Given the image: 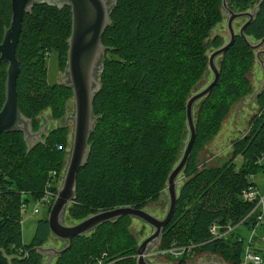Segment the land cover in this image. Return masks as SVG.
Returning a JSON list of instances; mask_svg holds the SVG:
<instances>
[{
    "label": "trees",
    "instance_id": "1",
    "mask_svg": "<svg viewBox=\"0 0 264 264\" xmlns=\"http://www.w3.org/2000/svg\"><path fill=\"white\" fill-rule=\"evenodd\" d=\"M259 1L229 0V6L246 12ZM12 15L11 0H0V41ZM224 18L223 0H117L103 36L107 51L102 87L94 103L98 122L91 135L88 162L78 174L71 216L83 219L121 206L145 208L160 196L179 161L184 128L177 121L181 116L187 119V102L209 67L210 46L223 45L220 35L209 39ZM72 22L68 5L36 4L24 16L16 50L21 67L18 102L24 115L33 120L35 131L41 128L37 116L42 110L50 107L59 119L73 96L70 87L49 83L46 66L47 54L55 50L66 68ZM245 32L252 42L264 38V0ZM256 59V52L238 35L223 55L218 84L200 100L197 137L184 169L187 180L160 245L161 250L191 245L179 264H187V258L198 251L219 253L243 264L245 241L236 240L234 232L226 239H213L210 229L213 224L223 230L230 224L249 228L257 224L258 216L246 218L255 204L245 201L243 192L250 175L264 169V89L256 95L261 110L252 117L248 135L237 139L233 159L199 169L195 158L199 146L219 131L231 105L252 91L248 75ZM7 67L6 62L0 67V110L6 99ZM68 145L66 126L52 130L31 151L22 132L0 135V264H46L34 247L51 237L48 217L38 220L27 244L22 205L43 196L51 171L59 172L65 162ZM9 152L19 154L11 176H3ZM239 156L243 163L238 167L234 159ZM132 220L124 215L75 237L71 248L52 264H99L103 260L137 264ZM254 251L264 264V251Z\"/></svg>",
    "mask_w": 264,
    "mask_h": 264
},
{
    "label": "water",
    "instance_id": "2",
    "mask_svg": "<svg viewBox=\"0 0 264 264\" xmlns=\"http://www.w3.org/2000/svg\"><path fill=\"white\" fill-rule=\"evenodd\" d=\"M262 1L260 0L252 11L236 12L229 6V0H223V11L228 19L230 37L221 47L210 53L209 67L202 79H207L210 71L213 73V79L203 88H199V84L196 85L187 102L186 115L189 130L184 131L182 140H186L188 136L189 138L182 156L168 178L167 190L170 204L166 215L160 218L147 208L121 206L99 211L76 224H67L65 216L71 202L76 198L78 174L86 166L91 154L90 139L98 122V117L94 112V103L102 87L100 76L104 70V58L107 51V47L103 43V36L111 23V14L117 0H11L13 11L11 24L9 27H5L3 41L0 43V65L3 62L8 63L6 99L0 110V135L2 133L22 132L28 151H31L38 143L44 142L46 126L43 125L35 131L33 120L24 115L18 102L17 80L21 67L16 50L22 32L24 16L32 11L36 4L44 3L60 8L68 5L73 14L68 63L65 68L66 76L61 82L72 89L74 96L75 114L73 115L72 148L62 185L48 217L51 234L66 244L61 248L54 245L34 247L45 258L46 264H52L56 258L70 249L75 237L90 234L103 223L115 221L124 215L143 220L152 227V232L139 245L137 264H163L150 261L147 255L161 242L164 230L177 210L181 190L178 185L179 176L190 160L197 137L194 106L208 96L218 84L223 55L235 43L238 35L242 36L256 52L257 60L264 69V38L258 42H252L245 32L247 26L254 20ZM238 18L246 19L239 31L235 28V21ZM263 89L264 81L260 91ZM200 264L221 263L207 261Z\"/></svg>",
    "mask_w": 264,
    "mask_h": 264
},
{
    "label": "rangeland",
    "instance_id": "3",
    "mask_svg": "<svg viewBox=\"0 0 264 264\" xmlns=\"http://www.w3.org/2000/svg\"><path fill=\"white\" fill-rule=\"evenodd\" d=\"M257 5V4H256ZM255 7V6H254ZM252 7L248 11H252L254 9ZM227 16H225L224 20L219 23L213 30H212V36L209 40H212L216 35H220L222 37V44L228 41L230 37L228 25H227ZM245 18H238L235 21V28L239 31L242 24L245 22ZM208 40V41H209ZM253 42H258L257 40H253ZM264 48V47H263ZM216 47L210 46L209 53L214 51ZM63 57L58 55V52L55 50L50 54L48 53L46 56V66L48 68V81L50 84H61L63 79L65 78V67L63 65ZM7 63V62H6ZM68 63V59L66 60V66ZM2 65V64H1ZM249 78L252 83V91L245 96H243L241 99H239L236 103L232 104L229 108L230 110L226 113L222 125L219 128V131L208 141H206L204 144H201L199 148L196 151V160L195 164L199 167V169H202L205 166H221L225 162L230 161L234 157V147H236V141L241 140L245 136L248 135L250 131V121L252 117L260 112L261 108L257 101L256 95L260 91L263 85L264 81V69L261 65V63L256 59V62L252 68V70L249 73ZM213 79V73L210 71V74L207 79H201L198 83L200 86L199 88L205 87L211 80ZM7 81V77H6ZM202 101H199L194 106V112H195V122L196 126L198 123V116L200 112V108L202 106ZM75 114V105H74V96H72L66 103V111L65 114L59 118L56 119L53 117L52 109L50 107H47L46 109L42 110L38 114L39 119V126L45 125V134H44V140H46V137L49 135V133L57 129L59 127L66 126L68 127V141L69 145L67 148V156L65 159L64 164H62L60 173L65 172L69 157H70V151L72 148V138H73V131H74V118L73 115ZM177 121L178 126H182L183 131L189 130L188 127V121L185 119V117L181 116ZM184 133V132H183ZM189 136L186 138V140H182V144L179 150L178 154V160L182 156L186 144L188 142ZM7 144V143H5ZM19 154V152L10 153L9 152V163L6 166H3L2 172L3 176L8 175L11 176V171L13 170V167L15 166L16 162V156ZM8 161V159H7ZM234 163L239 167L243 163V157L239 156L234 159ZM187 180V175L185 174V171L182 172V174L179 176L178 185L179 188H181L184 184V182ZM256 183L258 184V187L262 192H264V169L258 172L256 175ZM26 197V196H25ZM75 200V199H74ZM74 200L71 202L69 208L73 204ZM170 204V198L167 190V184L164 190L161 192L160 196L151 202L147 204L145 208L151 210L154 212V214L160 218H163L169 208ZM35 208H39V213H34ZM68 211L66 212L65 221L67 224H76L77 222L85 219H76L73 216L70 215ZM23 213V239L24 242L29 244L33 236L35 234L36 228H37V222L39 219L47 216V209H45L42 205L37 204V200L30 199L28 203H26V206L22 208ZM102 211V210H100ZM99 212V211H97ZM94 212V213H97ZM92 213V214H94ZM90 214V215H92ZM89 215V216H90ZM88 217V216H87ZM130 231L135 236L136 241L138 242V248L141 243V241L146 238L151 232L152 227L145 223L143 220H140L138 218H134L132 220V223L130 225ZM256 231L252 230V228L247 227L243 224L236 225V240H244L243 242L244 248L247 249L248 246H251V234L254 235ZM254 238L256 240L254 241ZM253 238V245L251 246L252 249L257 250L262 249L264 251V228L261 227L257 229L256 234ZM66 242L56 238L51 237L47 243L44 245H54L57 248H61L64 246ZM161 242H159L151 252L149 253L147 257L152 262H158L163 264H179L180 263V257H176L171 252L168 253H162L160 249ZM256 245V246H255ZM257 247V248H256ZM244 249V250H245ZM107 254L104 253L103 256L105 257ZM136 259L138 257V252L133 255ZM207 261H213V262H219L221 264H235L233 260H227L225 259L221 254L215 253L212 251H198L190 255L189 258H187L186 263L187 264H200ZM113 262H106L105 260L100 261L99 264H112Z\"/></svg>",
    "mask_w": 264,
    "mask_h": 264
},
{
    "label": "built area",
    "instance_id": "4",
    "mask_svg": "<svg viewBox=\"0 0 264 264\" xmlns=\"http://www.w3.org/2000/svg\"><path fill=\"white\" fill-rule=\"evenodd\" d=\"M50 174H51V178L47 182L45 193L40 199L37 200V204L42 205L47 210L51 209L54 203V200L57 197L58 190L62 185L63 178H64V172L59 173L58 171L53 170L51 171ZM249 181H250V184L248 188L244 190L243 192V198L245 201L255 204V206L246 218L250 217L251 215L258 216L257 224L252 228V230L257 232V229L261 228L264 222V192H262L257 186L256 176L254 174L250 175ZM51 188H54V189H51ZM25 206H26V203L24 202L22 205V208ZM39 211H40L39 208H35L34 213H39ZM225 228L226 229L223 230V228L220 225L213 224L210 229L213 235V239H222V238L226 239L230 237L231 235H233V232L235 233L236 231V225L233 226L230 224L228 226H225ZM256 232L254 233V235L256 234ZM254 235L251 234V239H250L251 246L254 244L253 243ZM251 246H248V248L244 250L243 264H251V263L261 264V262L263 261L262 256L259 253L255 252L251 248ZM191 248H192L191 245L182 246V247H173L169 250H161L159 252H162V253L171 252L176 257H180L186 250H190ZM151 253H154V252H151Z\"/></svg>",
    "mask_w": 264,
    "mask_h": 264
},
{
    "label": "flooded vegetation",
    "instance_id": "5",
    "mask_svg": "<svg viewBox=\"0 0 264 264\" xmlns=\"http://www.w3.org/2000/svg\"><path fill=\"white\" fill-rule=\"evenodd\" d=\"M3 37H4V36H3ZM2 41H3V39H2ZM2 41H0V43H2ZM0 56H1V54H0ZM3 63H5V62H3ZM3 63H2V64H3ZM1 66H2V65H0V67H1Z\"/></svg>",
    "mask_w": 264,
    "mask_h": 264
},
{
    "label": "crops",
    "instance_id": "6",
    "mask_svg": "<svg viewBox=\"0 0 264 264\" xmlns=\"http://www.w3.org/2000/svg\"><path fill=\"white\" fill-rule=\"evenodd\" d=\"M52 236H53V235L51 234V237H52ZM51 237H50V238H51ZM53 237H54V236H53Z\"/></svg>",
    "mask_w": 264,
    "mask_h": 264
},
{
    "label": "bare ground",
    "instance_id": "7",
    "mask_svg": "<svg viewBox=\"0 0 264 264\" xmlns=\"http://www.w3.org/2000/svg\"><path fill=\"white\" fill-rule=\"evenodd\" d=\"M55 201V200H54ZM50 211H51V209H50Z\"/></svg>",
    "mask_w": 264,
    "mask_h": 264
}]
</instances>
